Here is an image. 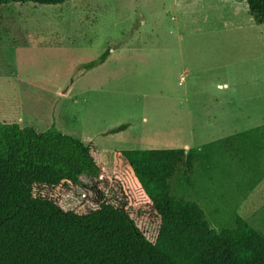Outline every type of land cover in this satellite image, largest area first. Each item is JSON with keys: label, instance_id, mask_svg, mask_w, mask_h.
<instances>
[{"label": "rangeland", "instance_id": "rangeland-1", "mask_svg": "<svg viewBox=\"0 0 264 264\" xmlns=\"http://www.w3.org/2000/svg\"><path fill=\"white\" fill-rule=\"evenodd\" d=\"M13 123L55 126L107 175L116 150L183 149L193 168L170 197L217 233L241 218L264 237V24L243 1L0 6V124ZM84 194L64 209L85 211Z\"/></svg>", "mask_w": 264, "mask_h": 264}, {"label": "trees", "instance_id": "trees-1", "mask_svg": "<svg viewBox=\"0 0 264 264\" xmlns=\"http://www.w3.org/2000/svg\"><path fill=\"white\" fill-rule=\"evenodd\" d=\"M240 1L264 24V0ZM192 162L183 149L116 150L107 175L88 146L55 126L0 124V264H264V237L244 220L217 233L196 203L170 197L169 180ZM80 189L88 207L66 211Z\"/></svg>", "mask_w": 264, "mask_h": 264}, {"label": "crops", "instance_id": "crops-1", "mask_svg": "<svg viewBox=\"0 0 264 264\" xmlns=\"http://www.w3.org/2000/svg\"><path fill=\"white\" fill-rule=\"evenodd\" d=\"M201 209V208H200ZM202 210V209H201Z\"/></svg>", "mask_w": 264, "mask_h": 264}]
</instances>
